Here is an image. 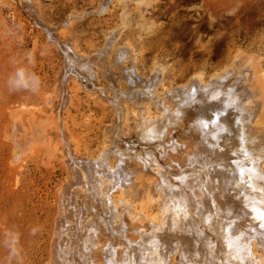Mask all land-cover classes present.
<instances>
[{
  "label": "bare ground",
  "instance_id": "1",
  "mask_svg": "<svg viewBox=\"0 0 264 264\" xmlns=\"http://www.w3.org/2000/svg\"><path fill=\"white\" fill-rule=\"evenodd\" d=\"M113 1L101 0L98 12H109ZM120 2L123 10L129 7L128 0ZM120 30L108 32L96 57L114 46ZM68 45L74 53L66 52L69 63L97 77L93 59L79 54L75 42ZM129 45L117 50L120 62L129 58ZM123 64L126 87L112 86L121 123L116 141L127 132L124 126L134 102L142 105L138 113L136 108L131 113L147 148L115 145L112 150L105 145L97 156L72 160L70 178L59 191L60 212L48 264H175L179 257L180 264H264V76L254 59L237 57L221 72L211 76L195 72L168 85L165 70L156 63L141 83L134 58L131 65ZM101 87L105 96L101 92L100 96L109 98ZM29 118L36 137L27 132L20 116L15 117L19 135L13 137L18 144L13 162L23 160L24 153L41 151L38 130L43 127L45 136L46 126ZM175 125L183 129L181 139L172 134ZM58 127L65 132L62 119ZM67 146L70 151L72 143L67 141ZM132 188L150 203H158L157 211L137 210L128 191ZM79 192L92 195L97 204L78 203ZM100 202L106 208L102 219Z\"/></svg>",
  "mask_w": 264,
  "mask_h": 264
},
{
  "label": "rangeland",
  "instance_id": "2",
  "mask_svg": "<svg viewBox=\"0 0 264 264\" xmlns=\"http://www.w3.org/2000/svg\"><path fill=\"white\" fill-rule=\"evenodd\" d=\"M120 1H113L109 12L100 14L101 0H0V264H48L60 212L59 191L70 178L74 158L97 156L107 145L112 150L147 148L131 113L135 108L138 113L142 105L134 102L124 126L128 133L116 141L121 123L113 100L115 90L126 87L123 62L131 65L134 58L139 83L152 74L155 63L165 70L168 85L195 72L208 76L221 72L237 57L253 58L264 76V0H128L125 11ZM122 29L118 42L96 57L108 32ZM72 42L79 54L98 64L92 63L97 77L69 63L67 53H74L68 43ZM129 44V58L120 62L117 50L124 45L130 48ZM37 79L34 86L32 81ZM101 86L109 98L103 97ZM151 110L156 112V106L151 105ZM31 115L46 126L45 136L43 127L42 133L38 130L41 151L24 153L23 160L13 162L18 146L13 137L19 135L15 117L20 116L27 132L35 136L28 122ZM61 119L65 132L58 127ZM182 132L178 125L172 130L175 139H181ZM67 141L72 143L70 151ZM128 191L137 210L157 211L158 203L142 198L135 188ZM79 193L78 203L94 199ZM99 204L102 219L105 206ZM180 259L174 263L180 264Z\"/></svg>",
  "mask_w": 264,
  "mask_h": 264
},
{
  "label": "clouds",
  "instance_id": "3",
  "mask_svg": "<svg viewBox=\"0 0 264 264\" xmlns=\"http://www.w3.org/2000/svg\"><path fill=\"white\" fill-rule=\"evenodd\" d=\"M20 75H21V77L23 76L22 73ZM32 83H33L34 86H38L39 81L37 79V80L32 81Z\"/></svg>",
  "mask_w": 264,
  "mask_h": 264
},
{
  "label": "snow or ice",
  "instance_id": "4",
  "mask_svg": "<svg viewBox=\"0 0 264 264\" xmlns=\"http://www.w3.org/2000/svg\"><path fill=\"white\" fill-rule=\"evenodd\" d=\"M261 219L264 220V214L261 215Z\"/></svg>",
  "mask_w": 264,
  "mask_h": 264
}]
</instances>
